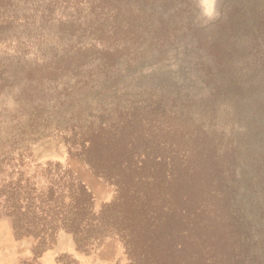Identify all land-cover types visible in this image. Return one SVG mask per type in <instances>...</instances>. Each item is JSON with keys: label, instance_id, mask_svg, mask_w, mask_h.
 Returning <instances> with one entry per match:
<instances>
[{"label": "trees", "instance_id": "16d2710c", "mask_svg": "<svg viewBox=\"0 0 264 264\" xmlns=\"http://www.w3.org/2000/svg\"><path fill=\"white\" fill-rule=\"evenodd\" d=\"M71 1L73 14L61 26L78 37L80 45L68 48L74 53L15 69L0 60V91L48 88L69 74L79 76L89 57L114 63L131 55L139 36L163 46L165 38L186 30L177 0ZM26 2L0 0V34L19 30ZM44 3L41 18L53 4ZM87 34L90 42L81 45ZM209 41L215 49L216 40ZM203 44L197 37L193 49ZM211 84L200 101L175 85L156 87L147 99L125 106L74 109L65 138L69 154L114 187L113 201L94 211L86 186L58 163L23 176L11 164L15 157L18 167L25 164L23 150L0 156V175L17 174L0 178V216L10 219L17 237L44 248L59 232L71 235L83 252L117 238L129 264H264L247 223L235 214V147L231 135L216 127L218 95ZM86 88L87 81H75L65 96Z\"/></svg>", "mask_w": 264, "mask_h": 264}, {"label": "rangeland", "instance_id": "374dc122", "mask_svg": "<svg viewBox=\"0 0 264 264\" xmlns=\"http://www.w3.org/2000/svg\"><path fill=\"white\" fill-rule=\"evenodd\" d=\"M47 1L53 3L51 14L45 12L41 18L44 0H27L19 30L0 34V60L11 69L27 67L36 58L50 63L54 55L73 54L76 49L68 48L80 45L78 37L61 26L73 14V1ZM177 5L182 7L180 19L186 30L165 38L163 46L162 41L155 44L149 36H139L131 55L114 63L102 65L92 56L79 76L69 74L48 88L0 91V156L15 157L24 150L23 166L18 167L16 157L11 162L23 176L39 175L48 163L71 170L91 193L97 212L113 201L115 189L95 176L81 157L69 154L65 138L71 133L70 113L81 106L84 110L91 105L125 106L164 86H183L200 101L208 97L213 82L218 95L216 127L231 135L235 147V214L247 223L249 239L264 261V0H177ZM197 37L204 43L202 49H193ZM212 37L218 43L215 49L208 48ZM90 38L83 37L81 45ZM75 81H87L88 88L65 96L64 90ZM224 149L223 144L222 153ZM9 172L0 178H17ZM0 264H129V260L117 238L83 252L71 235L59 232L44 248L17 237L10 219L0 216Z\"/></svg>", "mask_w": 264, "mask_h": 264}, {"label": "clouds", "instance_id": "9594fccd", "mask_svg": "<svg viewBox=\"0 0 264 264\" xmlns=\"http://www.w3.org/2000/svg\"><path fill=\"white\" fill-rule=\"evenodd\" d=\"M206 15H209V16H211V12H206Z\"/></svg>", "mask_w": 264, "mask_h": 264}]
</instances>
